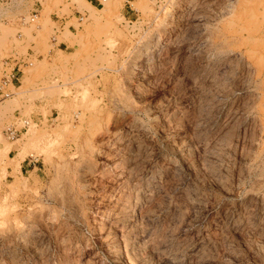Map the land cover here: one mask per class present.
<instances>
[{
	"label": "rangeland",
	"instance_id": "rangeland-1",
	"mask_svg": "<svg viewBox=\"0 0 264 264\" xmlns=\"http://www.w3.org/2000/svg\"><path fill=\"white\" fill-rule=\"evenodd\" d=\"M107 2L0 0V264H264V0Z\"/></svg>",
	"mask_w": 264,
	"mask_h": 264
},
{
	"label": "bare ground",
	"instance_id": "bare-ground-1",
	"mask_svg": "<svg viewBox=\"0 0 264 264\" xmlns=\"http://www.w3.org/2000/svg\"><path fill=\"white\" fill-rule=\"evenodd\" d=\"M108 2H106L105 3V5L107 4ZM104 5V6H105ZM240 32V31H239ZM250 36V35H249ZM243 37V36H242ZM251 38V37H250ZM252 39H250V42L252 43V41H251ZM226 42V41H225ZM258 42V41H257ZM256 42V43H257ZM261 43V42H260ZM252 45H254V44H252ZM250 46V45H249ZM261 46V45H260ZM260 48V47H259ZM252 50L254 49V48H251ZM153 50V49H152ZM156 50V49H155ZM156 53V52H155ZM151 55V54H150ZM152 55H153V52H152ZM150 58V57H149ZM148 62V61H147ZM259 63V62H258ZM239 64V63H238ZM230 66V65H229ZM264 68V67H263ZM246 69V68H245ZM263 70V69H262ZM264 71V70H263ZM262 72V71H261ZM236 73V72H235ZM248 75V74H247ZM249 78V77H248ZM262 90V89H261ZM212 118V117H211ZM214 123V122H213ZM209 133V132H208ZM184 146V145H183ZM186 146V145H185ZM185 156V155H184ZM153 176V175H152ZM146 181V180H145ZM260 190H261V188H260ZM127 193V192H126ZM125 197V196H124ZM70 203H72V202H70ZM127 203V202H126ZM77 204V203H76ZM127 204H125V206H126ZM119 207V206H118ZM118 213V212H117ZM121 213V212H120ZM135 214V213H134ZM120 215H122V214H120ZM113 216H115V215H113ZM257 219V218H256ZM251 220V219H250ZM236 224V223H235ZM205 243V242H204ZM116 254V253H115ZM177 257V256H176ZM173 261V260H172ZM170 263H172V262H170ZM169 263V264H170Z\"/></svg>",
	"mask_w": 264,
	"mask_h": 264
},
{
	"label": "built area",
	"instance_id": "built-area-1",
	"mask_svg": "<svg viewBox=\"0 0 264 264\" xmlns=\"http://www.w3.org/2000/svg\"><path fill=\"white\" fill-rule=\"evenodd\" d=\"M108 0H91V2H95V3H98L99 5H104V3H106ZM15 133L12 132V136L14 135Z\"/></svg>",
	"mask_w": 264,
	"mask_h": 264
}]
</instances>
